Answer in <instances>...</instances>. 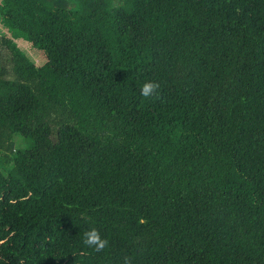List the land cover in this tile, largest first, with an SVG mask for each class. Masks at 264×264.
<instances>
[{
	"label": "trees",
	"instance_id": "16d2710c",
	"mask_svg": "<svg viewBox=\"0 0 264 264\" xmlns=\"http://www.w3.org/2000/svg\"><path fill=\"white\" fill-rule=\"evenodd\" d=\"M0 16V264H264V0Z\"/></svg>",
	"mask_w": 264,
	"mask_h": 264
},
{
	"label": "clouds",
	"instance_id": "9594fccd",
	"mask_svg": "<svg viewBox=\"0 0 264 264\" xmlns=\"http://www.w3.org/2000/svg\"><path fill=\"white\" fill-rule=\"evenodd\" d=\"M159 88L160 85L156 82L153 81H148L145 82L141 89H140V94L148 99L152 97H156L157 99L159 98ZM108 241L107 239H104L101 237L99 231L95 228L86 231L84 233V239H83V244L88 247L92 248L97 252L103 251L106 247H108ZM123 264H132L131 258L125 257Z\"/></svg>",
	"mask_w": 264,
	"mask_h": 264
},
{
	"label": "rangeland",
	"instance_id": "374dc122",
	"mask_svg": "<svg viewBox=\"0 0 264 264\" xmlns=\"http://www.w3.org/2000/svg\"><path fill=\"white\" fill-rule=\"evenodd\" d=\"M6 33V31L2 28L1 25V16H0V34ZM18 46L20 49L25 53V55L30 58L36 65H42L45 61L44 53L33 47L30 43L24 41V40H16ZM18 145L21 144V137L17 138Z\"/></svg>",
	"mask_w": 264,
	"mask_h": 264
}]
</instances>
